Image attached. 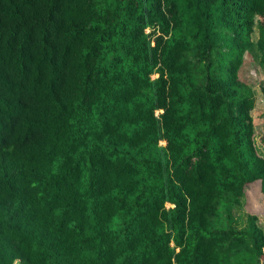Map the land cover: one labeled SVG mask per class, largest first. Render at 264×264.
Returning a JSON list of instances; mask_svg holds the SVG:
<instances>
[{"label": "trees", "instance_id": "16d2710c", "mask_svg": "<svg viewBox=\"0 0 264 264\" xmlns=\"http://www.w3.org/2000/svg\"><path fill=\"white\" fill-rule=\"evenodd\" d=\"M254 27L264 67V0H0V264L264 261Z\"/></svg>", "mask_w": 264, "mask_h": 264}, {"label": "rangeland", "instance_id": "374dc122", "mask_svg": "<svg viewBox=\"0 0 264 264\" xmlns=\"http://www.w3.org/2000/svg\"><path fill=\"white\" fill-rule=\"evenodd\" d=\"M250 39L253 45L248 51L244 52L237 76L253 93L254 104L250 112L253 126L252 143L256 154L264 159V147L261 144V139L264 138V122L262 118L264 114V99L262 95V89H264V67L258 65L259 56L254 44L257 39L255 27L250 34ZM154 77L155 75H151V78ZM161 144L159 143V145ZM231 214L238 227L245 225L246 214H255L257 216L256 223L264 233V205L257 194L255 195L253 192L246 190L244 196L240 199V205L235 207ZM258 264H264V261Z\"/></svg>", "mask_w": 264, "mask_h": 264}]
</instances>
